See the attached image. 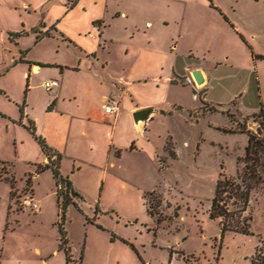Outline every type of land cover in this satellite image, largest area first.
Returning a JSON list of instances; mask_svg holds the SVG:
<instances>
[{
	"label": "rangeland",
	"instance_id": "1",
	"mask_svg": "<svg viewBox=\"0 0 264 264\" xmlns=\"http://www.w3.org/2000/svg\"><path fill=\"white\" fill-rule=\"evenodd\" d=\"M173 6L166 0H0V70H7L0 76V89L8 96L0 94V109L6 113L1 112L18 116L20 103L14 98L22 100L24 64L13 63L20 56L19 49L24 50L22 56L40 65L49 62L76 68L79 64L80 70L66 69L63 75L55 66H43L39 73L31 74L26 102L36 134L47 142H58L71 124L76 132L72 141L79 142L73 148L80 169L70 179L82 198H75L77 206L67 207L64 222L75 263L81 254V264H252L258 249L264 255V189L251 194L244 213L251 219L247 234L222 231L220 219L209 216L219 174L235 177L242 168L237 159L247 144L246 134L225 133L217 127L235 129L239 122L255 131L257 124L251 115L264 102V84L260 89L246 76L245 85L233 78L215 80L205 96L214 107L203 104L202 92L192 100L190 85L168 86L164 107L179 102L184 108L156 116L149 123L147 142L136 139L133 150L120 146V157L105 151L112 124L84 126L77 121L73 127V116L84 114L89 104L95 106L99 92L113 88V80L135 66L136 56L145 46L146 35L139 28L146 19L153 24L147 34L156 40L157 48L169 52L176 25L164 26L160 19L166 13L174 15ZM118 12L125 14L116 16ZM96 18L102 22L93 25ZM92 25L101 35L104 31L103 35L94 34ZM21 30L28 32L19 45L10 43L8 34ZM78 33H85L87 46L95 47L97 56L92 55L96 57L84 56L72 39ZM36 34L42 39L36 41ZM258 46L264 49L261 42ZM223 68L215 75L235 72ZM53 78L59 86L45 90L44 80ZM88 80L93 82L92 88ZM61 87L64 90L50 114L52 101L44 104ZM86 89L91 93L86 94ZM188 107L195 108L189 112ZM126 130V120L121 117L115 131L123 132L124 139ZM72 161L64 158V172ZM46 163L29 131L0 116V264H38L34 247L42 253L57 247L56 187L49 170L38 176L34 173L36 166ZM101 177L104 185L99 192ZM29 198L37 202L38 209L24 202ZM62 255L54 253L49 264H63Z\"/></svg>",
	"mask_w": 264,
	"mask_h": 264
},
{
	"label": "crops",
	"instance_id": "2",
	"mask_svg": "<svg viewBox=\"0 0 264 264\" xmlns=\"http://www.w3.org/2000/svg\"><path fill=\"white\" fill-rule=\"evenodd\" d=\"M166 1L174 5V8L176 7L174 15L172 13H166L167 17L160 19L162 22L161 24L164 26H168L170 23L176 25V32L172 35L173 37L169 46V52H163L160 48H157L156 40L152 39L151 36L147 34L153 24L150 19H146L143 26L139 28L146 35L144 41L145 46L140 49L139 54L136 56L135 66L126 69L125 72L117 77L116 81L113 80V88H103L98 94V101L95 106L89 104L86 107L84 114L72 117L74 119L73 127L78 125L77 123L79 122L77 121L83 123L84 126H98L104 125L105 123L112 124L107 133L105 151L116 157L121 156V147L129 150L136 149L137 146L135 145V141L138 138H142L147 142L146 132L148 131L149 123L156 116L171 115L173 112L184 108L179 102H173L168 109L165 108V90L171 85H188L185 83V78L192 76L194 70H200L203 77V83L201 86L197 87V91L202 92L203 102L210 105L212 102L205 98V96L215 80L218 82L223 81L225 78H233L234 80H239L245 85L248 84L249 80L243 78V76H246V78L251 77L256 86H259L260 89L264 84V58L253 57V55L264 56V49L258 46V42H261L264 45V0ZM123 14L125 13L120 14L118 12V15L116 16ZM93 21L102 22V19L96 18L92 20L91 23ZM92 28L94 34H97V36L100 37L101 33L99 31L97 32L96 26L92 25ZM139 29L136 28V30ZM21 37L15 38L13 41L9 40V42L18 46ZM72 37L73 41L79 46L85 57L92 56L94 58L97 56V51L94 50L95 47L88 48L85 33H78L76 37ZM98 45H100V43H98ZM23 51V49H19L20 56L17 60H14L13 63V65L17 63L24 64L20 81V86L23 88L22 100L14 98L15 101L20 103L17 105L18 116L10 117L5 114V110L1 109L0 110L5 113L0 111V114L3 115L0 116L7 119L10 123H15L16 121L21 120L22 124L28 125L31 121L36 133L35 122L27 113L28 106L26 102H28L30 92L29 84L26 93H24L31 74L39 73L43 66H55L58 68L61 75L64 74L66 69L77 71L80 69L79 64H77L76 68H74L75 66L50 64L49 62L41 63L40 65L26 59L25 56H22L20 52ZM128 51L129 48L125 50V53ZM95 53L96 56H93L92 54ZM101 64L105 67L107 63L103 61ZM221 67L232 69L235 72L216 76L215 72ZM6 72L7 70H0V76H3ZM180 72L185 74V76ZM53 79L57 80L56 78ZM87 83L89 84V88H92L93 82L88 80ZM97 85L102 86V83L98 81ZM190 87L193 92V86L190 85ZM63 90L64 87L59 88L58 92L48 97V100L45 102L44 106L50 101L53 102L51 105L52 108L49 110L50 114L54 113V108ZM86 90L88 91L85 93L89 94L90 90ZM0 94L4 95L5 98H8L5 92L1 89ZM109 99H113L118 108L117 113L114 115L108 114L104 111V106ZM20 105H23L22 118L20 117L19 112ZM148 107L153 109L148 121L143 126H137L133 121L132 113ZM193 108L195 107H188V111L190 112ZM121 117L125 118L128 130L127 138L125 137L124 139H122L124 137L123 132L116 133L115 131L116 124ZM129 132L131 133L130 135ZM75 133L76 132H72L71 124L69 130H63L61 139L58 142H47L41 135L38 134V136L43 138L49 147L61 155L59 171L63 177L68 178L71 182L72 189L82 198V195L74 188L73 182L70 179V175L80 169L79 163L76 162V149L73 148L75 143L79 145V142L72 141L73 138L76 137ZM81 133H84V136L87 135L85 131H81ZM122 142H124L125 145H120ZM93 146L96 147L95 142L93 143ZM66 157H71L73 161L71 168L64 172L62 166L64 158ZM43 159H46L44 155ZM35 175L38 176V174ZM103 185L104 178L101 177L98 187L99 192ZM12 230L13 229H10L9 231ZM58 244L56 249L49 253H42L39 248L34 247L33 252L39 259L38 264H49L51 257L56 252H62L63 264H66L65 253L63 250L59 249ZM2 256L3 249L0 248V257Z\"/></svg>",
	"mask_w": 264,
	"mask_h": 264
},
{
	"label": "trees",
	"instance_id": "3",
	"mask_svg": "<svg viewBox=\"0 0 264 264\" xmlns=\"http://www.w3.org/2000/svg\"><path fill=\"white\" fill-rule=\"evenodd\" d=\"M93 21L92 24L95 25ZM31 32L36 33L35 29H31ZM26 31L21 30L17 32H10L9 39H13L26 35ZM36 41L42 39V35L36 34ZM21 54L24 52H20ZM255 58H264V56H256ZM28 89V83L26 84L24 93ZM53 103V102H52ZM51 103V104H52ZM204 105L208 103H203ZM210 107H214L208 104ZM216 112L217 109L212 110ZM20 117L23 116V105L19 106ZM224 113V112H221ZM3 116L2 114H0ZM232 121L233 117L229 115ZM253 121L257 124L255 131L247 130L241 123H237L235 129L219 128L218 130L225 133H244L247 135V144L244 147V154L238 157L237 162L242 164V168L236 172L235 177H226L224 174H219V179L216 182L214 188V194L210 202L209 216L210 218H219L222 231L230 230L247 234L249 232V221L251 220L248 215H244L249 205L251 194L259 190L264 189V102L260 103L259 110L251 115ZM18 124L26 128L32 135L36 143L38 144L42 154L47 159V163L43 166H36L35 174L42 173L49 170L56 187L55 196L56 203L58 205L59 214L57 224V231L59 233V249L63 250L66 257V264H81L82 254L79 257L78 262L72 259L71 249L68 245V239L66 231L64 229V222L66 218V209L70 204L77 206L75 198L81 196L72 189L71 182L67 177H63L59 171L61 155L47 145L45 140L36 135L33 123L30 121L28 125L21 123V120L16 121ZM167 151L171 156L175 153L167 147ZM26 183H30V179H26ZM10 194L12 190V182L9 183ZM79 209V208H78ZM80 210V209H79ZM147 213L153 214L147 207ZM87 222H91L87 219ZM99 228H101L98 225ZM115 238V235H111V240ZM132 250L136 252L135 247L130 244ZM137 254V252H136ZM252 264H264V255L261 249H258L254 256L251 258Z\"/></svg>",
	"mask_w": 264,
	"mask_h": 264
},
{
	"label": "built area",
	"instance_id": "4",
	"mask_svg": "<svg viewBox=\"0 0 264 264\" xmlns=\"http://www.w3.org/2000/svg\"><path fill=\"white\" fill-rule=\"evenodd\" d=\"M185 83L193 86L192 99L196 100L198 98V91H197L198 85L196 84L193 76L186 77ZM58 85H59V82H58V80H55V79L46 80L43 83V87L47 91H50L55 87H58ZM104 111L108 114H112V115L116 114L118 111V108H117L115 101H112L110 99L107 100V103L104 106ZM24 202L26 204L30 205L32 208L38 209L37 202L34 199L29 198V199L25 200Z\"/></svg>",
	"mask_w": 264,
	"mask_h": 264
},
{
	"label": "water",
	"instance_id": "5",
	"mask_svg": "<svg viewBox=\"0 0 264 264\" xmlns=\"http://www.w3.org/2000/svg\"><path fill=\"white\" fill-rule=\"evenodd\" d=\"M192 76L196 82V84L199 86L203 83V77L201 75L200 70H194L192 73ZM153 109L151 107L148 108H143L139 109L135 112L132 113V118L134 123L139 126V125H145L146 122L148 121L150 115L152 114Z\"/></svg>",
	"mask_w": 264,
	"mask_h": 264
},
{
	"label": "bare ground",
	"instance_id": "6",
	"mask_svg": "<svg viewBox=\"0 0 264 264\" xmlns=\"http://www.w3.org/2000/svg\"><path fill=\"white\" fill-rule=\"evenodd\" d=\"M199 86H201V85H199Z\"/></svg>",
	"mask_w": 264,
	"mask_h": 264
}]
</instances>
